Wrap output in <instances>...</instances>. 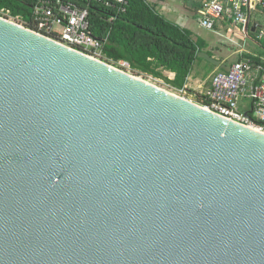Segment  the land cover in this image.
<instances>
[{"label": "water", "instance_id": "1", "mask_svg": "<svg viewBox=\"0 0 264 264\" xmlns=\"http://www.w3.org/2000/svg\"><path fill=\"white\" fill-rule=\"evenodd\" d=\"M0 264H264V133L0 17Z\"/></svg>", "mask_w": 264, "mask_h": 264}, {"label": "built area", "instance_id": "2", "mask_svg": "<svg viewBox=\"0 0 264 264\" xmlns=\"http://www.w3.org/2000/svg\"><path fill=\"white\" fill-rule=\"evenodd\" d=\"M90 2L102 4L117 13L125 12L128 3L127 0H39L33 6L28 22L11 18L8 11H1L0 17L108 64L103 54L106 41L94 38L90 32L89 11L84 6ZM194 2L198 6L195 18L198 28L209 31L217 28L227 32L229 25L238 31L237 39L242 43L246 40L255 45L264 42V26L256 19L259 15L264 18V0ZM112 20L114 16L109 18V21ZM119 63L129 67L125 62ZM173 94L191 103H194L191 97H196L195 94H188L186 86ZM242 100L250 104L251 116L240 110ZM194 104L264 133V58L257 64L244 58L230 63L226 70L217 67L210 76L208 90L198 96V101Z\"/></svg>", "mask_w": 264, "mask_h": 264}, {"label": "trees", "instance_id": "3", "mask_svg": "<svg viewBox=\"0 0 264 264\" xmlns=\"http://www.w3.org/2000/svg\"><path fill=\"white\" fill-rule=\"evenodd\" d=\"M39 0H0V12L8 11L13 19L28 22ZM125 12L117 13L99 3H86L90 32L106 44L103 49L108 64L125 62L132 71L162 80L174 90L182 89L199 58L203 43L193 41L190 31L180 28L165 15L155 11L146 0H127ZM114 16V20L109 21ZM196 18V15H195ZM264 58V42L258 43ZM249 58L248 55H241ZM174 75L167 78L163 72ZM251 116V113H247Z\"/></svg>", "mask_w": 264, "mask_h": 264}, {"label": "rangeland", "instance_id": "4", "mask_svg": "<svg viewBox=\"0 0 264 264\" xmlns=\"http://www.w3.org/2000/svg\"><path fill=\"white\" fill-rule=\"evenodd\" d=\"M147 1L151 5V0ZM186 1L187 0H181L182 5L190 4ZM170 5L174 6L176 4L172 5V3H170ZM155 11L157 12L156 9ZM171 15V20L174 23L179 24L180 26H183L185 29L190 31L191 37H193V41H199L203 43L204 46L199 54V58L197 59L194 65L198 67L197 69L200 73V77L206 79V85H208L209 78L217 67L226 70L230 63L244 59L243 57H241V55H248V59L250 60L254 59L252 58L253 56L261 57V48L259 47V45H255L249 40H246L244 43H242L240 40L237 39L238 31L235 30L232 26L230 27L229 25H227V32L219 31L217 28L212 31H209L198 28L195 16H192L191 14H188V17L182 18L180 9H177V7L171 9ZM256 19H258L260 24L264 26V18L261 15L257 16ZM234 33L235 36L233 35ZM110 65L122 70L127 74L141 78L170 93H176V90L166 85L162 80H157L143 74H138L137 72L132 71L130 67H127L119 62H112L110 63ZM187 89L188 94L196 95V97H191V100L194 103H197L198 95L200 96V94H197L191 88ZM241 103L242 102H240L239 104L240 110L243 109Z\"/></svg>", "mask_w": 264, "mask_h": 264}, {"label": "crops", "instance_id": "5", "mask_svg": "<svg viewBox=\"0 0 264 264\" xmlns=\"http://www.w3.org/2000/svg\"><path fill=\"white\" fill-rule=\"evenodd\" d=\"M176 1H178V2H176ZM169 2L172 3V5H174V4H176V5L171 6ZM186 2H188L190 4L182 5L181 0H169V1L151 0V5L154 6V8L157 10V12L159 14L165 15L166 17H168L171 20L172 19L171 9H174V7H177V9H180V13H181L182 18L188 17V14H191L192 16L196 15V11L198 8L197 3L194 2V0H187ZM177 25L180 28L185 29L183 26H180L179 24H177ZM188 29H189V27H188ZM197 68L198 67L196 65H193V68H192V70H191V72H190V74L186 80L185 86L187 88H191L194 92L201 95L208 90L209 83H208V85H206V79H203L200 77V73H199ZM163 75L167 76V78H169V79H173V77H174V75L172 73H169L166 71L163 72ZM241 102H242L241 105L243 107L242 111L246 112V114L251 113L250 104L248 103V101L242 100Z\"/></svg>", "mask_w": 264, "mask_h": 264}]
</instances>
